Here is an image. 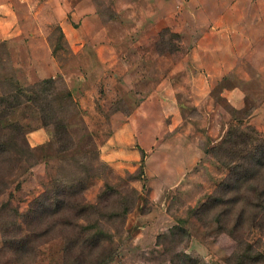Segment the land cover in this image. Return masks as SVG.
I'll return each instance as SVG.
<instances>
[{
    "label": "rangeland",
    "instance_id": "1",
    "mask_svg": "<svg viewBox=\"0 0 264 264\" xmlns=\"http://www.w3.org/2000/svg\"><path fill=\"white\" fill-rule=\"evenodd\" d=\"M15 6L21 30L0 41V95L29 85L65 99L69 93L70 105L57 100L52 104L73 137V147L58 151L55 126L41 121L32 102L9 115L23 123L32 153L13 161L14 173L0 193V264H69L67 258L80 245L84 259L110 253L107 264H235L238 237L264 248V232L253 228L250 219L237 237L230 230L235 216L227 207L199 211L228 169L212 154L224 136L216 144L203 137L206 117L193 102L181 100V115H172L173 92L185 95L188 87L171 79L170 54L181 44L180 33L171 25L182 27L186 21L172 23L175 3L20 0ZM226 6L188 5L193 15L189 33L195 36L196 22L206 26ZM243 59L251 58L245 54ZM230 77L245 82L248 98L239 107L225 103L232 117L227 129L250 124L264 134V69L239 68L219 80L214 90ZM130 121L137 129L158 123V140L141 151L134 141L140 132L131 125L120 128ZM183 136L203 141L204 154L197 163L178 161L188 154L178 145ZM129 138L130 148H120ZM57 182L67 184L75 198H85V210L100 217V223L69 227L33 221L30 203L42 193L53 194ZM153 186L158 195L151 199ZM53 211L50 204L47 221L61 215ZM216 215L220 221L213 220ZM120 219L124 223H118ZM98 239L105 250L93 245ZM71 243L74 248L67 250ZM255 264H264V259Z\"/></svg>",
    "mask_w": 264,
    "mask_h": 264
},
{
    "label": "crops",
    "instance_id": "2",
    "mask_svg": "<svg viewBox=\"0 0 264 264\" xmlns=\"http://www.w3.org/2000/svg\"><path fill=\"white\" fill-rule=\"evenodd\" d=\"M20 0H0V41L9 39L20 33V21L15 4ZM149 3L171 1L175 3V11L170 16L172 23L180 19L186 20L182 27L171 26L180 33L181 44L171 52L174 59L172 66V83H185L188 85L185 95L173 92L172 99L176 101L171 108L172 115H181V100L191 101L198 111L203 113L205 120L204 138L211 144L218 143L231 122L232 117L225 103L239 107L248 98L245 82H240L233 77L225 79L226 84L220 90H214L215 84L225 76L239 68L255 67L264 69V0H147ZM193 3L223 4L226 11L212 17L205 26L198 22L195 27L199 30L195 36L189 33L193 28L191 20L193 15L188 10V5ZM160 16L156 15V19ZM216 26L215 29L209 27ZM219 27V28H218ZM209 30V31H208ZM248 54L250 61H245L243 56ZM176 73L178 75H176ZM242 76V75H241ZM264 90V83L260 84ZM147 97V96H145ZM151 98L153 99L154 97ZM156 101L158 97H155ZM150 96L146 98L148 101ZM159 100V99H158ZM184 108H186L184 106ZM160 114L163 115V107L159 106ZM136 111V109H135ZM201 113V114H202ZM260 111L256 108L255 114ZM254 115V114H253ZM208 118V119H207ZM251 122L256 120L252 117ZM177 124V123H176ZM131 125L134 132L139 133L137 139L140 150L147 149L158 140L157 133L161 129L158 123H153L148 129H141L137 125L125 122L120 125L121 129ZM149 130V131H148ZM149 133L143 137L144 133ZM200 137V136H199ZM116 134L111 136V140ZM132 139L120 148H130ZM179 147L188 150V154L179 157V162L184 164L197 163L204 154V144L201 139L192 137L181 138ZM151 199L158 195V189L153 186L150 191ZM148 211L143 215H148Z\"/></svg>",
    "mask_w": 264,
    "mask_h": 264
},
{
    "label": "trees",
    "instance_id": "3",
    "mask_svg": "<svg viewBox=\"0 0 264 264\" xmlns=\"http://www.w3.org/2000/svg\"><path fill=\"white\" fill-rule=\"evenodd\" d=\"M50 81L53 80H45V82ZM26 91L32 94L29 95ZM56 100L68 102L70 105V94L67 93L65 99L63 96L46 93L41 87L35 88L29 85L0 95V193L7 188V179L14 173L13 161L25 160L32 153L23 123L14 118L8 119L11 112L21 104L32 102L39 109L41 121L55 126L58 151L73 147V144L71 145L73 137L66 123L63 122L58 110L53 108L52 103ZM47 107L51 111H45ZM212 154L228 169V173L202 203L199 211L203 209L210 211L214 205L227 207L226 212L235 216V223L231 225L230 230L237 237L248 219L255 223L252 225L253 228L264 232V134L250 124L231 125ZM68 189L69 186L64 182H57L51 190L53 194L45 192L37 196L29 205V212L35 213L31 219L34 221L37 218L36 223H67L69 227L74 226L72 223H100V217L93 218L85 210V198H75L74 192L71 194ZM50 204L54 205L53 213L61 215H57L52 221H47L45 211ZM125 213L126 210L123 214ZM213 220L220 221L219 216H214ZM115 221L117 222V219ZM118 223L124 222L120 219ZM236 240L238 249L233 251V257L238 261L235 264H255L264 259V248L261 244L240 237ZM99 241L100 239L93 245L101 246ZM105 247L102 244V250H105ZM67 248L72 250L74 244L71 243ZM80 248L81 245L67 258L69 264H107L112 260V255L107 254L106 251L93 259H84Z\"/></svg>",
    "mask_w": 264,
    "mask_h": 264
}]
</instances>
